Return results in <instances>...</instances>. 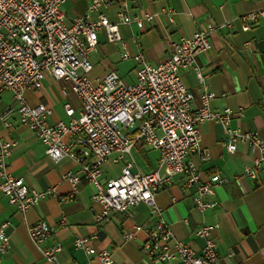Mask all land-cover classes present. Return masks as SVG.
<instances>
[{
	"label": "built area",
	"instance_id": "built-area-1",
	"mask_svg": "<svg viewBox=\"0 0 264 264\" xmlns=\"http://www.w3.org/2000/svg\"><path fill=\"white\" fill-rule=\"evenodd\" d=\"M65 2L0 0V91H10L13 95L12 103L2 110L0 120L7 127L16 123L28 127L45 145V153L54 162L71 158L79 165L78 170H69L64 175L72 186V192L64 200L74 198L84 181L92 185L93 200L101 205L98 222L110 220L115 213H129L141 203L147 204L156 222L149 231L144 251L154 261L220 264L213 236L216 225L203 224L195 230L194 233L204 239L202 250L197 252L192 245L176 237L163 218L156 195L177 176H182L185 187L195 190L196 209L205 212L216 206L214 187L229 180L213 175L203 181L191 158L193 153H198L202 159H207L200 142L201 124L209 120L224 124L229 153L236 152L238 143L260 150V155L245 165L243 174L253 179L264 176V140L255 132L233 128V110H214L210 103L216 94L212 91L205 90L200 95L202 105L195 108V96L181 75V69L193 68L204 82L205 76L195 63L196 55L210 50L211 34L223 27L232 28L233 21L219 26L208 23L192 37L182 36L173 43L172 52L164 61L152 64L143 52H130L120 26L135 23L144 29L158 13L131 14L129 7L133 0H122V9L113 21L106 13L113 0H90L84 15L67 22L62 8ZM261 17H264V9L246 11L240 16L242 29L251 30ZM101 31L106 33L108 41L121 44L123 60L133 58L138 64L135 82L126 81L114 71L102 78L90 76L93 69L90 53L96 50ZM244 45L249 48L251 41ZM48 73L71 82L72 91L82 103L78 115L67 103L64 109L68 119L50 124L48 118L52 110L49 106L28 103L27 91L41 89ZM17 145V140H0V192L10 205L25 213L54 189L38 192L29 187L24 177L12 175L9 158ZM139 145L159 152L154 170L135 171L132 160L125 163L118 177L105 176L108 159L119 162ZM8 226L7 221L0 225V263L11 248ZM144 228L135 226L136 230ZM28 231L48 264H61L59 255L63 243L55 241L44 247L53 237V226L42 219L29 224ZM124 236L128 239L132 234L126 232ZM91 239L77 236L74 245L96 256L103 264H112L111 251L97 250L91 245Z\"/></svg>",
	"mask_w": 264,
	"mask_h": 264
},
{
	"label": "crops",
	"instance_id": "crops-1",
	"mask_svg": "<svg viewBox=\"0 0 264 264\" xmlns=\"http://www.w3.org/2000/svg\"><path fill=\"white\" fill-rule=\"evenodd\" d=\"M122 0H113L106 8L111 20L122 9ZM90 0H66L63 4L66 21L71 22L84 15ZM173 9V12L168 10ZM264 9V0H133L131 14L145 12L158 16L141 29L137 24L121 25L120 31L132 54L143 52L149 62L158 64L172 52L173 43L182 36L192 37L201 27L212 23L216 26L233 21L232 28L223 27L211 34L212 48L196 55V64L204 78L202 82L193 68L181 69V75L195 96L193 106L202 105L200 95L209 90L216 94L210 105L214 110L231 108L234 115L231 126L242 132H255L264 140V17L255 26L244 31L240 16L246 11ZM251 41L249 48L245 43ZM119 42L107 40L106 33H99V44L90 61L92 78L104 77L116 72L128 82L136 81L138 64L133 58L123 60ZM66 93H64V91ZM10 91H0V114L12 101ZM28 103L46 104L52 110L50 124L67 120L64 105L71 104L78 115L82 103L72 91L68 80L47 74L39 90H28ZM242 112V114H240ZM17 140L9 158V170L24 177L31 189L53 193L39 200L25 213L10 205L0 192V225L9 222L7 232L11 248L0 264H48L40 249L32 241L28 225L47 220L54 228L49 247L55 241L63 243L59 255L61 264H103L96 256L74 245L77 236H89L97 250L109 249L112 264H176L177 262L154 261L144 251L149 231L156 222L151 208L141 203L129 213H115L105 222L97 221L101 205L93 200L94 187L83 182L76 196L68 198L71 184L64 179L67 171H76L79 165L71 158L54 162L46 153L45 145L26 126H5L0 120V140ZM225 126L219 121L201 124V147L206 152L204 160L198 153L191 158L203 181L213 175L226 177V184H216L213 200L216 206L205 212L196 209L193 202L194 189H187L182 176L156 195L163 218L171 225L177 238L202 250L204 239L194 232L203 224L216 225L213 236L218 246L220 264H264V176L257 179L244 175L245 165L260 155V150L248 144L238 143L235 153L226 150ZM159 152L146 146H137L119 162L108 159L105 176L118 177L125 163H135L134 170L150 172L157 167ZM1 183V179H0ZM136 225L145 226L136 230ZM132 236L125 238V233Z\"/></svg>",
	"mask_w": 264,
	"mask_h": 264
}]
</instances>
